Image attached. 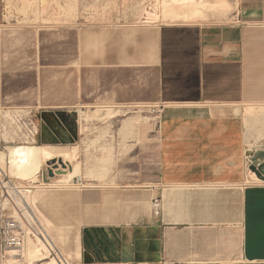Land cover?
<instances>
[{
	"label": "crops",
	"instance_id": "1",
	"mask_svg": "<svg viewBox=\"0 0 264 264\" xmlns=\"http://www.w3.org/2000/svg\"><path fill=\"white\" fill-rule=\"evenodd\" d=\"M235 3L220 22L72 32L74 51L62 52L61 81L46 105L62 114L103 104L164 112L156 172L143 192L112 190L91 205L79 201L75 215L83 225L66 233L45 212L74 264H264V182L244 185V120L229 109L264 102V0ZM174 104L222 111L166 108ZM65 189L56 202L77 190ZM154 198L161 201L158 215L150 208Z\"/></svg>",
	"mask_w": 264,
	"mask_h": 264
},
{
	"label": "rangeland",
	"instance_id": "2",
	"mask_svg": "<svg viewBox=\"0 0 264 264\" xmlns=\"http://www.w3.org/2000/svg\"><path fill=\"white\" fill-rule=\"evenodd\" d=\"M162 1L0 0V151H2L0 158H9V146L21 145L26 142L24 127L29 121L33 132H36L37 142L35 143L37 144L51 142L62 146L75 144L80 146L78 161L81 164V177H74L73 182L62 185L47 186L40 181L35 183V192L31 191L30 193L31 203L39 216L48 225L49 223L44 217L47 214L62 228L60 230L64 233L70 225L76 227L83 225L78 222L75 215L76 206L80 203L91 205L93 197L101 198L112 190L121 193L143 192L142 189L149 183L147 178L156 172L157 142L164 112L145 104L115 107L114 104H103L93 108L88 107V110L103 108L100 115L85 117L81 115L79 109L78 111L66 109L62 114L58 111L65 109L46 105L45 98L52 97L57 93L54 90L61 81L62 52L66 56L74 51L72 47L75 37L72 32L78 28L105 27L112 26V24L138 27L169 23L170 17L162 13ZM215 1L226 3V8H207L205 13L197 14L196 19H199L197 21L186 22L183 18H178L175 23L183 21L185 23L206 22L210 18L220 22L223 18H227L236 6V0H209L207 3ZM227 1L229 5H227ZM71 5H75V10H69ZM42 6H44L43 9ZM155 8L158 18L156 20L147 19V11H154ZM62 42L65 45L63 51ZM260 103L264 102L231 104L229 109L235 114L241 115L245 112L244 108H247V105ZM171 106L166 108H171ZM113 108L116 109L113 110ZM106 109L113 110L112 115L116 116L112 118L107 114L104 116L103 113H107ZM26 110H31L32 113L28 115ZM46 111H52L53 114L50 115V112L48 114ZM7 114L9 116H6ZM244 127V162L247 175L244 185H249L256 183L252 182L249 176L250 164L256 165L264 173V115L259 116L252 125L244 123ZM43 130H45L44 133ZM258 130H262V138L256 140ZM63 131H68V134L65 135ZM47 133L53 137L52 140L46 139L44 134ZM61 133L64 137H61ZM47 167L48 164L45 163L43 169L36 176L25 178L12 173L10 163H8L4 168L6 175H3L4 181L13 178L15 180L31 179L36 182L38 176L41 177L42 171H45ZM59 168H61L60 173L65 172L62 166ZM65 187H75L77 190L68 192V195L63 197L67 198L68 202L65 199L62 202H56L62 199L57 193H61L62 196L64 191H67ZM48 191H51L55 196L46 197L42 194ZM46 200L53 203L46 204ZM79 201L81 202L79 203ZM96 203H100L98 199ZM41 205H45V211L40 210ZM73 233L74 231L69 234V237ZM60 246L64 256L70 262L75 263V257L65 249L70 245L67 244L64 247L60 244ZM13 252L15 253L12 251L9 254H14ZM6 253L3 252L2 255ZM36 257L33 258L36 260L42 255ZM12 258L15 259L8 256V264H11ZM33 258L25 257L24 264H28L27 262L30 259L32 261ZM48 261L50 260L40 262L33 260L32 264H47ZM2 263L0 254V264Z\"/></svg>",
	"mask_w": 264,
	"mask_h": 264
},
{
	"label": "bare ground",
	"instance_id": "3",
	"mask_svg": "<svg viewBox=\"0 0 264 264\" xmlns=\"http://www.w3.org/2000/svg\"><path fill=\"white\" fill-rule=\"evenodd\" d=\"M207 1H209V0H163L162 1L163 2L162 3L163 4L162 5V7H163L162 11L163 12L162 13H164L165 16L170 17L171 21H169V23H175L176 19H178V18H183L184 21L191 22V20H198V19H196L197 14L205 13L204 11L207 8H223V7L226 8V3H217V1H215L213 3H207ZM191 3H193L194 5ZM40 5H43V4H40ZM43 7L44 6H42V9H43ZM71 9L75 10V5H73V6L71 5V8H69V10H71ZM157 14L158 13L156 12V8L154 11L148 10L147 11V19L156 20V18H158ZM177 22H179V21H177ZM200 105L201 104H199V106H195V104L194 105L193 104H186V105L175 104V105H172V106H174L172 110H175L176 112H179V113H182V112L187 110L189 112L194 111L197 114H199V112H202V114H206L208 108L209 107L211 108V105L207 107L203 104L205 107V111H204V109H203L204 107L200 106ZM232 105H234V104H232ZM246 107L247 108H244V109H246V110H244L245 112L241 113V116H242L245 124L250 123L252 125L253 123H255L257 121L259 116L264 115V103H260L258 105L257 104H249ZM107 109H109V108H107ZM107 109H106L107 113H103V115L107 114L111 118L116 116V115H112V111L115 110L116 108L115 109L113 108L112 111H109ZM102 110H103V108L98 107L96 110L79 109V112L81 113V115H84L85 117L86 116L89 117L90 115L95 117L96 115L97 116L100 115ZM211 110H212V112H215L216 114L221 112V111H217L216 109H212V108H211ZM18 111H22V110H18ZM25 112H29V111L26 110ZM6 116H9V115L7 114ZM10 116H11V114H10ZM81 117H83V116H81ZM91 120H94V119H91ZM132 123H134V122H132ZM133 126H136V125H133ZM137 128H138V126H137ZM258 131H259L258 137L256 138V140L262 136V130H258ZM33 137H35V136L29 137V140H30L29 142L22 143L21 145L9 146V148H10L9 153H8L9 158L8 157L5 159L0 158V172L2 175H4V173H5V170H4L5 164L10 163V170L12 173H14V174L16 173L19 176H22L25 178L26 177H34L43 169L44 164L46 163V164H48V167L54 168V170L57 172L58 175H57V177L56 176L53 177L54 179H52V178L50 179L49 177H46L48 175H46L45 171H42L41 176L43 178L41 179V181H42L41 183H43L44 185H47V186L57 185V184L62 185V184L68 183V182L69 183L73 182L74 177H81V175H80L81 164H80V161H78L80 146L78 144L63 145V146L62 145H55L52 143L37 144V143H35L36 141L33 142L35 140V138H33ZM0 152H2V151H0ZM51 164H53L54 166L53 165L51 166ZM59 166L60 167L62 166V168L65 169L64 170L65 172L60 173L61 168H59ZM250 171L251 172H250L249 176H250L252 182H262V183L264 182V175H262V173L256 167V165L250 164ZM0 185H2L1 177H0ZM35 189L36 188H34L32 190V192H35ZM23 205H24V209H25L27 216L34 219L36 221V223H38V225L42 229V233H43L44 237L40 236V237H37V239L29 240V242L24 246L23 249H20V250L19 249H8L7 253L3 254V256H2V260H3L2 264H8L9 263V262H7L8 256L15 258L14 260L12 258L13 261L11 262V264H15V263L24 264L25 263L24 262L25 257L26 258H29V257L33 258V257L37 256L36 258H38V255H40V254L42 255L41 258L36 259V260L33 258V260L40 262V261L49 259L51 262L48 261L47 264H51V263L52 264H74V263L70 262L64 256V254L60 248L61 247L60 243L58 242L51 226L49 224L48 225L46 224V222L39 216L38 212L33 207L32 203H31L30 194L27 195L26 199L23 200ZM30 246H32V247H30ZM50 246L55 248L58 256L52 257L49 255L48 251L50 249ZM25 249H27V250L25 251ZM12 251H15V253L13 252L14 254H9ZM23 251H25V252H23ZM32 261L30 259V261L27 263L32 264L33 263Z\"/></svg>",
	"mask_w": 264,
	"mask_h": 264
},
{
	"label": "built area",
	"instance_id": "4",
	"mask_svg": "<svg viewBox=\"0 0 264 264\" xmlns=\"http://www.w3.org/2000/svg\"><path fill=\"white\" fill-rule=\"evenodd\" d=\"M32 113L29 110L28 115ZM29 121V120H28ZM30 124V125H29ZM29 125V126H27ZM31 122L24 127V137L26 142H29V137L36 136L33 132ZM48 175V167L45 170ZM58 174H56L57 176ZM4 176H6L4 174ZM1 172L2 185H0V254L7 252L8 249H23L29 240L37 239V237H44L42 229L34 219L27 216L23 200L35 188V183H39L43 178L40 175L38 180L34 182L31 179L15 180L8 178L6 181ZM152 207L155 214H160L161 201L154 198ZM49 255L52 257L58 256L55 248L50 246Z\"/></svg>",
	"mask_w": 264,
	"mask_h": 264
},
{
	"label": "water",
	"instance_id": "5",
	"mask_svg": "<svg viewBox=\"0 0 264 264\" xmlns=\"http://www.w3.org/2000/svg\"><path fill=\"white\" fill-rule=\"evenodd\" d=\"M45 132V130H43V133ZM57 174V172L54 170V168L52 167H48V177L49 178H53L55 177Z\"/></svg>",
	"mask_w": 264,
	"mask_h": 264
},
{
	"label": "flooded vegetation",
	"instance_id": "6",
	"mask_svg": "<svg viewBox=\"0 0 264 264\" xmlns=\"http://www.w3.org/2000/svg\"><path fill=\"white\" fill-rule=\"evenodd\" d=\"M62 134V133H61ZM54 135V134H53ZM44 136H46V139H48V140H52L53 139V137L51 136V135H49L48 133L47 134H44ZM55 136V135H54ZM55 137H57V136H55ZM62 137V136H61ZM57 139H58V137H57Z\"/></svg>",
	"mask_w": 264,
	"mask_h": 264
}]
</instances>
